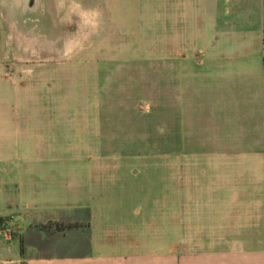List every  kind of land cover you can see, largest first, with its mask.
Segmentation results:
<instances>
[{"label":"rangeland","instance_id":"obj_1","mask_svg":"<svg viewBox=\"0 0 264 264\" xmlns=\"http://www.w3.org/2000/svg\"><path fill=\"white\" fill-rule=\"evenodd\" d=\"M100 2L107 12L94 26L82 15L65 23L53 8L16 16L33 50L0 14L10 229L72 211L97 188L131 185L147 196L125 209L151 210L126 243L131 235L148 252L264 248V0ZM214 70L235 78L239 94L215 90Z\"/></svg>","mask_w":264,"mask_h":264},{"label":"crops","instance_id":"obj_2","mask_svg":"<svg viewBox=\"0 0 264 264\" xmlns=\"http://www.w3.org/2000/svg\"><path fill=\"white\" fill-rule=\"evenodd\" d=\"M52 8L59 14L66 16L65 23L74 24L73 15H82L90 10H95L99 14L107 12L106 7L100 0H0V14L4 16L7 30L17 31V39L21 45H25L31 50L34 49V43L31 36L26 31L17 28L18 20L16 16H51ZM34 20V19H33ZM20 30V31H18ZM246 58H242L241 63H245ZM260 62V61H259ZM246 72H241L243 78ZM214 79H226L225 83L218 84L214 81L212 84L215 90L225 86L233 88V92L239 94V84L232 79L228 81L225 73L214 70ZM237 75V74H235ZM240 77V78H241ZM264 79V71L262 75ZM251 87V85H250ZM240 88V87H239ZM235 89V91H234ZM256 93L257 91H253ZM218 92V91H215ZM214 94H217L215 93ZM220 92V91H219ZM218 92V94H219ZM261 102H264V89L261 90ZM216 100V98H215ZM7 104L0 103V109L6 108ZM263 119V118H262ZM5 186V187H4ZM151 186V188H150ZM168 188V184L165 185ZM262 186V185H261ZM152 190V185L146 186ZM230 191L234 190L230 186ZM243 190V186L236 187ZM8 186L0 180V264H21L22 258L19 253V243L12 238L13 233L21 231H12L9 226V217L5 213V204L3 198L7 196ZM144 193L147 189L137 188L131 185H112L97 188L92 191L91 201L83 202L77 207H88L91 210V253L83 258H35L30 257L27 264H264V248L252 250H229V251H211V252H193L185 253L184 248L168 249L165 251H145L134 245L129 235V240L125 242L126 232L137 230L135 223H139L150 213V206L138 207L132 206L130 210L125 209L127 203L135 204L138 200L143 201ZM139 192V193H138ZM101 200V205L97 203ZM144 200H146L144 198ZM264 199H262V202ZM7 203V199H6ZM233 201L230 202V205ZM7 205V204H6ZM259 202L257 206H259ZM264 207V206H263ZM121 209L124 211V218L116 220L110 216L108 209ZM19 229V227H17ZM178 232L184 236L183 223L178 224ZM117 231V232H115ZM117 233V234H116ZM125 243V245L123 244Z\"/></svg>","mask_w":264,"mask_h":264},{"label":"trees","instance_id":"obj_3","mask_svg":"<svg viewBox=\"0 0 264 264\" xmlns=\"http://www.w3.org/2000/svg\"><path fill=\"white\" fill-rule=\"evenodd\" d=\"M11 235L19 243L21 264H27L30 257L83 258L91 253V210L59 211L45 223L29 225L23 233Z\"/></svg>","mask_w":264,"mask_h":264},{"label":"clouds","instance_id":"obj_4","mask_svg":"<svg viewBox=\"0 0 264 264\" xmlns=\"http://www.w3.org/2000/svg\"><path fill=\"white\" fill-rule=\"evenodd\" d=\"M85 16H86L85 22L94 26L97 22V17L99 16V13L95 10H90L85 14ZM70 51L71 49H69V52Z\"/></svg>","mask_w":264,"mask_h":264}]
</instances>
